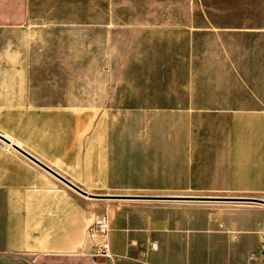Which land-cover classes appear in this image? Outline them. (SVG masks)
<instances>
[{
  "label": "crops",
  "instance_id": "obj_1",
  "mask_svg": "<svg viewBox=\"0 0 264 264\" xmlns=\"http://www.w3.org/2000/svg\"><path fill=\"white\" fill-rule=\"evenodd\" d=\"M33 3L0 0V134L87 194L0 139V264H261L264 210L100 196L264 194V0L172 30L163 76H120L103 108L46 73ZM103 213L111 260L88 236Z\"/></svg>",
  "mask_w": 264,
  "mask_h": 264
},
{
  "label": "rangeland",
  "instance_id": "obj_2",
  "mask_svg": "<svg viewBox=\"0 0 264 264\" xmlns=\"http://www.w3.org/2000/svg\"><path fill=\"white\" fill-rule=\"evenodd\" d=\"M258 1L34 0L29 11L44 17L40 27L45 35L37 39L39 48H44L46 61L57 62L46 73L76 94L77 105L103 108L120 104V76L147 75L150 67L153 75L163 76L166 45L181 39L172 30L202 25L205 16L222 19L245 14ZM235 196L264 198L250 193ZM153 202L219 205L238 213L264 210V204L249 200Z\"/></svg>",
  "mask_w": 264,
  "mask_h": 264
},
{
  "label": "water",
  "instance_id": "obj_3",
  "mask_svg": "<svg viewBox=\"0 0 264 264\" xmlns=\"http://www.w3.org/2000/svg\"><path fill=\"white\" fill-rule=\"evenodd\" d=\"M0 139L11 143L12 147L26 155L28 158L51 172L53 175L79 191L80 193L87 194L84 190L79 188L78 186L74 185L72 182L67 180L65 177H63L61 174L56 172L55 170L51 169L49 166L45 165L43 162L39 161L37 158L29 154L27 151L19 147L17 144L12 143L8 138L0 134ZM92 195V194H89ZM94 196V195H92ZM100 197H107V198H135V199H180V200H188V201H204V202H231V201H241V200H249L251 202L264 204V198L260 197H246V196H181V197H160V196H143V195H117V194H107Z\"/></svg>",
  "mask_w": 264,
  "mask_h": 264
},
{
  "label": "built area",
  "instance_id": "obj_4",
  "mask_svg": "<svg viewBox=\"0 0 264 264\" xmlns=\"http://www.w3.org/2000/svg\"><path fill=\"white\" fill-rule=\"evenodd\" d=\"M109 219L107 214L103 213L93 219L88 226V236L95 240L93 256L103 257L111 260L113 253L111 252L109 238ZM257 256L264 264V230L260 231L259 243L257 246Z\"/></svg>",
  "mask_w": 264,
  "mask_h": 264
}]
</instances>
